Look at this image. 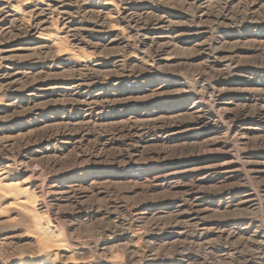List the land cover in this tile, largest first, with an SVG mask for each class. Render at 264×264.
I'll list each match as a JSON object with an SVG mask.
<instances>
[{"label":"rangeland","instance_id":"obj_1","mask_svg":"<svg viewBox=\"0 0 264 264\" xmlns=\"http://www.w3.org/2000/svg\"><path fill=\"white\" fill-rule=\"evenodd\" d=\"M0 264H264V0H0Z\"/></svg>","mask_w":264,"mask_h":264},{"label":"bare ground","instance_id":"obj_2","mask_svg":"<svg viewBox=\"0 0 264 264\" xmlns=\"http://www.w3.org/2000/svg\"><path fill=\"white\" fill-rule=\"evenodd\" d=\"M16 186V187H15ZM8 188V190L10 191V192H13V193H17V194H14V195H17L18 196V189H20V184L19 183H16V184H13V185H10V186H8L7 187ZM26 194V193H25ZM21 197V196H20ZM22 208V207H21ZM39 224V223H38ZM48 237V236H47ZM37 241V240H36ZM58 241H60V240H58Z\"/></svg>","mask_w":264,"mask_h":264}]
</instances>
